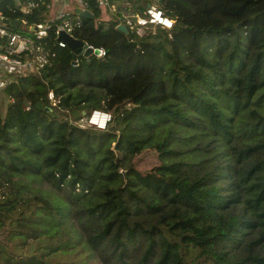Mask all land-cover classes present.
Wrapping results in <instances>:
<instances>
[{"label": "trees", "instance_id": "16d2710c", "mask_svg": "<svg viewBox=\"0 0 264 264\" xmlns=\"http://www.w3.org/2000/svg\"><path fill=\"white\" fill-rule=\"evenodd\" d=\"M38 1L0 12L33 25ZM113 2L126 15L149 5ZM157 6L172 30L126 36L89 0L94 18L72 35L106 56L75 64L66 47L14 75L0 109V264H68L50 259L84 249L103 264H264V0ZM98 109L112 115L104 130L72 117ZM146 149L161 163L142 172L130 159Z\"/></svg>", "mask_w": 264, "mask_h": 264}, {"label": "built area", "instance_id": "2783aa9c", "mask_svg": "<svg viewBox=\"0 0 264 264\" xmlns=\"http://www.w3.org/2000/svg\"><path fill=\"white\" fill-rule=\"evenodd\" d=\"M2 1L6 0H0ZM12 1L22 14H32L40 4L38 0ZM113 1L95 0V4L101 12L100 20L102 15H105L108 20L111 14L115 15V28L122 25L128 32L131 30L138 37L144 36L147 29L160 28L170 31L173 28L174 21L164 16L157 6L158 0H146L149 5L143 16L126 15L124 10H118ZM41 4L44 6L42 15L44 18L42 22L33 25L24 19L10 21L0 12V66H4L7 70V73L0 71V97L4 96L5 90L14 81V75L26 76L33 72L41 73L47 66H53L59 51L68 48L65 42L59 41L60 36L66 34L76 40L72 33L79 26L80 15L83 12H89L92 19L94 18L89 10V0H41ZM12 22H17L18 26L12 25ZM83 46V51L74 57L75 64L80 62L81 56L97 55L96 50L101 51V55L98 56H106L104 48H94L84 42ZM86 50L92 51L90 56L84 54ZM48 99L51 107L58 106L60 102L53 91L49 93ZM6 101L8 102V99ZM111 119V113L98 109L79 119L77 125L82 128L95 127L104 130Z\"/></svg>", "mask_w": 264, "mask_h": 264}, {"label": "rangeland", "instance_id": "374dc122", "mask_svg": "<svg viewBox=\"0 0 264 264\" xmlns=\"http://www.w3.org/2000/svg\"><path fill=\"white\" fill-rule=\"evenodd\" d=\"M107 20L108 19L105 17V15H102V20ZM110 19V18H109ZM16 31H20V29H16ZM0 71H2L3 73H7V70L4 68V66H0ZM3 100V102H2ZM6 97L2 96L0 97V109L2 107H4V104L6 103ZM61 117V115H60ZM112 147H115V143L112 145ZM116 154L117 151H115ZM117 157V155H116ZM130 161L134 164V166L136 167V169L144 172V171H150L152 169H154L155 167H157L158 165H160L161 163V159L159 158V154L158 152H156L153 149H146L144 150L141 154H138L137 156L133 157L132 159H130ZM36 185H39L41 189L43 188H49L48 184H42V183H37ZM6 190H8V188H6ZM51 190H54V188L51 187ZM8 232V227H1L0 226V235H7ZM3 239V236H0V240ZM8 247H14L13 244L11 245L8 244ZM70 257L69 259L66 258V255H61L58 258L55 259H50L52 260V263H54L55 261L58 260H63V261H67L68 264H103V262L99 259V255L98 253H91L89 252L87 249L80 251L79 253H74L72 254V256H68ZM50 264V263H49Z\"/></svg>", "mask_w": 264, "mask_h": 264}, {"label": "water", "instance_id": "95a60500", "mask_svg": "<svg viewBox=\"0 0 264 264\" xmlns=\"http://www.w3.org/2000/svg\"><path fill=\"white\" fill-rule=\"evenodd\" d=\"M80 16L83 19H91L92 18L91 17V14L89 12H87V11L86 12H83ZM12 25H14V26L17 27L18 26V23L17 22H12ZM116 29L119 32H121L122 34L128 36V30L126 29V27H124V26L121 25V26H118ZM59 41L65 42L67 44L68 48H71L72 49V52L74 54V57L77 56L78 54H80L83 51L82 50L84 48L83 42L78 41V40H74L73 38H71L70 36H68L66 34H62L60 36V38H59ZM91 53H92L91 50H86L84 52V54L86 56H90ZM95 53L97 55H101V51L100 50H96ZM82 115H83V117H86L87 116V112L86 111H82L80 113V111H78V110H74L72 112V117L74 119H77V120L81 119L82 118L81 117Z\"/></svg>", "mask_w": 264, "mask_h": 264}, {"label": "crops", "instance_id": "0c3cea01", "mask_svg": "<svg viewBox=\"0 0 264 264\" xmlns=\"http://www.w3.org/2000/svg\"><path fill=\"white\" fill-rule=\"evenodd\" d=\"M105 21H107V20L105 19Z\"/></svg>", "mask_w": 264, "mask_h": 264}]
</instances>
